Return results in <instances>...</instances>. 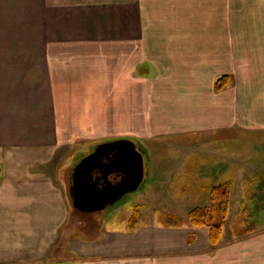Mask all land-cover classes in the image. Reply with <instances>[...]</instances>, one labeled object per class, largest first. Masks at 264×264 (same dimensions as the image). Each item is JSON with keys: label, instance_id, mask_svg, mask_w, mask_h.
<instances>
[{"label": "crops", "instance_id": "0c3cea01", "mask_svg": "<svg viewBox=\"0 0 264 264\" xmlns=\"http://www.w3.org/2000/svg\"><path fill=\"white\" fill-rule=\"evenodd\" d=\"M236 2L0 0V264H264V223L251 213L247 233L234 228L248 207L232 183L258 177L243 135L264 130V30L239 29ZM153 117L178 136L176 156L193 155L177 162L192 178L240 169L217 246L194 208L176 224L147 221L144 200L135 222H114L124 205L78 219L64 176L77 145L127 138L148 152Z\"/></svg>", "mask_w": 264, "mask_h": 264}, {"label": "rangeland", "instance_id": "374dc122", "mask_svg": "<svg viewBox=\"0 0 264 264\" xmlns=\"http://www.w3.org/2000/svg\"><path fill=\"white\" fill-rule=\"evenodd\" d=\"M241 1L242 0H237L236 7H231L232 10H236L238 14L241 13L244 20H248L247 22H238L236 25L241 26L239 29L250 30L255 28L260 31L264 30V0H257L258 6L256 7H250L251 5L240 6L242 3H245ZM253 10L254 12L257 11L258 13H252ZM239 18L241 17L239 16ZM231 25L232 28L235 27V24ZM160 122H162V120L156 117L151 118V120H147V136L142 140L143 146L148 149V152L144 151L146 158L144 157L145 178L143 184L136 192L126 194L123 198L117 201L115 205H110L107 207V210H109L110 214L112 212L111 210L116 206L124 205L122 211L119 213V218L114 220L117 226L121 225L123 222H127L128 219L132 217L134 214L135 205L138 203L142 204V200L145 201L144 205L147 208H142V210H144L143 215H145V210L152 211L151 214L146 215V217L144 216L147 221L149 219H155L158 223L159 221H167L168 223H171L170 216H179L185 219L187 217L188 211L192 208H195L197 203L203 201V199L209 195L211 204V191L214 185L222 184L227 181L234 182V179L238 177L235 175V173L240 170L239 168L233 172H226L224 175H221L218 178L217 176L215 177L208 175L205 178H199L197 180L192 178L190 176L191 174L187 173L186 168L179 169L177 167L178 161H182L183 158H186L185 160L187 161L188 159H193L194 157L185 151L181 152L183 155L179 157L176 156L177 153L174 152V150H171L170 145L178 141V136L171 134L170 132L163 131L162 129L155 130L153 127L159 125ZM243 137V142L248 140V142L253 144L254 147H252V150H244L242 159L243 161L252 160L254 162L253 168L257 171L255 173H257L258 177L250 181L247 178H244L245 180L243 179L239 183L240 189L235 182L232 183L235 186L233 201L238 203L239 206L244 205L248 207V211L245 213V215L237 214L234 217L235 223H237L236 227L234 228L241 234H245L247 231H249L248 228L253 222L248 219V215L251 213L254 214V220L257 226L261 227L260 223H264V207L260 205L261 201H264V130L257 133L244 132ZM134 142L138 145V147L141 146L140 142ZM87 145L88 144L77 145L78 150L83 148V151L75 152L74 157L76 160H72L71 164L74 165L77 161L79 162L83 156H86L92 152L97 146L93 145L88 148ZM155 146L158 147L156 153L155 151L150 152V148ZM190 156H192V158ZM210 158L216 161H212L210 163V170L216 171V166L218 164L217 161H220V159L217 156H211ZM149 160L152 163L151 166V163L149 164ZM245 168L242 169L246 171ZM65 171L66 173H64V176L65 174H68V170ZM236 211H238V209H236ZM74 212L76 213V211ZM86 213L87 212H81L78 207V219L88 218L89 220H92L91 218H93L94 215L90 216ZM166 217L169 218L167 219ZM109 224H111V221Z\"/></svg>", "mask_w": 264, "mask_h": 264}, {"label": "water", "instance_id": "95a60500", "mask_svg": "<svg viewBox=\"0 0 264 264\" xmlns=\"http://www.w3.org/2000/svg\"><path fill=\"white\" fill-rule=\"evenodd\" d=\"M106 155H110L111 159L104 161ZM144 155V149L134 141L120 139L98 144L95 151L83 159L77 170L83 167L86 179L94 176L93 171H96L92 187L88 190L90 195L86 197L90 212L115 205L126 194L136 192L141 187L145 178ZM114 175L121 176V180L113 181L111 177Z\"/></svg>", "mask_w": 264, "mask_h": 264}, {"label": "trees", "instance_id": "16d2710c", "mask_svg": "<svg viewBox=\"0 0 264 264\" xmlns=\"http://www.w3.org/2000/svg\"><path fill=\"white\" fill-rule=\"evenodd\" d=\"M229 83V78L224 76L216 82V90L221 91ZM231 195V183L224 182L216 185L211 191V204L208 207H196L190 214L189 219L192 226L196 228L208 227L210 229L211 245L217 246L220 243L223 226L228 217L229 201ZM169 218V217H168ZM171 223L180 222V218L170 216ZM137 220V210L132 216V221Z\"/></svg>", "mask_w": 264, "mask_h": 264}, {"label": "flooded vegetation", "instance_id": "af4514ba", "mask_svg": "<svg viewBox=\"0 0 264 264\" xmlns=\"http://www.w3.org/2000/svg\"><path fill=\"white\" fill-rule=\"evenodd\" d=\"M94 151H95V149L91 153L87 154L86 156L92 154ZM85 157L81 158V160H79V162L77 161L73 165L71 170L68 171V175H69V181H70L69 192L73 198L74 204L76 206H78L80 210L88 212L89 210H88V205L86 203L87 202L86 197L90 195L89 191H90V187H92V184L94 182L93 179H94V176L96 175L95 174L96 171H93L94 176H89L86 179V176H85L86 170L83 169V167H81V168H79V170H77L79 164L83 161V159ZM109 159H111L110 155H106L103 158L104 161H108ZM111 178L115 182H119L121 180V176H117V175H114ZM82 184H83V186H82Z\"/></svg>", "mask_w": 264, "mask_h": 264}]
</instances>
